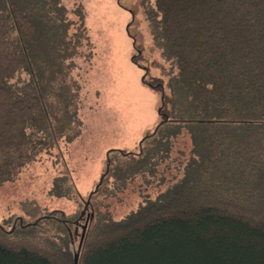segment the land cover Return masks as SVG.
Here are the masks:
<instances>
[{
	"label": "trees",
	"instance_id": "16d2710c",
	"mask_svg": "<svg viewBox=\"0 0 264 264\" xmlns=\"http://www.w3.org/2000/svg\"><path fill=\"white\" fill-rule=\"evenodd\" d=\"M63 1L0 0V186L46 153L49 118L71 121L62 66L81 25ZM143 12L168 94L135 152H107L78 264H264V0H153ZM136 181L137 207L116 218ZM48 195L86 202L68 175ZM28 210L0 225V264H74L80 212Z\"/></svg>",
	"mask_w": 264,
	"mask_h": 264
},
{
	"label": "rangeland",
	"instance_id": "374dc122",
	"mask_svg": "<svg viewBox=\"0 0 264 264\" xmlns=\"http://www.w3.org/2000/svg\"><path fill=\"white\" fill-rule=\"evenodd\" d=\"M152 1H63L81 25L77 49L68 52L73 48H67L71 54L63 58L62 66L70 89L65 97L69 101L66 117L71 121L49 118L52 139L46 153L16 180L0 186V225L13 230L17 217L30 221L34 216L28 217V209L35 206L43 212L81 214L83 205L78 202L48 195L53 177L68 175L84 203L106 172L107 152H135L155 127L161 97L168 94L164 74L169 65L154 48L144 16L143 6ZM139 185L136 181L119 195V203L113 204L116 218L137 207ZM90 212L86 210L81 218L86 221ZM34 231L31 226H17L15 234Z\"/></svg>",
	"mask_w": 264,
	"mask_h": 264
},
{
	"label": "water",
	"instance_id": "95a60500",
	"mask_svg": "<svg viewBox=\"0 0 264 264\" xmlns=\"http://www.w3.org/2000/svg\"><path fill=\"white\" fill-rule=\"evenodd\" d=\"M88 204H89V199H87V201L85 202V205H84L83 210L81 211L80 217L86 212L87 207H88ZM91 215H92V214H91ZM89 216H90V214H87V219H86V221H85V224H84L83 227H82V233H81L80 242H79V245H78L77 251H76L75 254H74V264H78L79 252H80V248H81L82 241H83V238H84V233H85V230H86V227H87V223H88V218H89Z\"/></svg>",
	"mask_w": 264,
	"mask_h": 264
}]
</instances>
